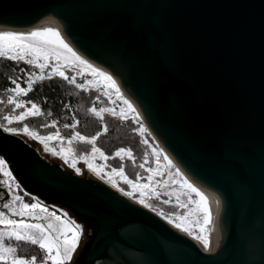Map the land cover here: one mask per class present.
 I'll list each match as a JSON object with an SVG mask.
<instances>
[{"label":"water","instance_id":"1","mask_svg":"<svg viewBox=\"0 0 264 264\" xmlns=\"http://www.w3.org/2000/svg\"><path fill=\"white\" fill-rule=\"evenodd\" d=\"M0 25L51 27L108 66L222 200L225 238L206 252L91 170L67 172L0 128L22 190L87 223L73 264H264V0H0Z\"/></svg>","mask_w":264,"mask_h":264},{"label":"snow or ice","instance_id":"2","mask_svg":"<svg viewBox=\"0 0 264 264\" xmlns=\"http://www.w3.org/2000/svg\"><path fill=\"white\" fill-rule=\"evenodd\" d=\"M55 58L56 63L50 67V58ZM0 57L14 60L23 61L33 68L39 69V72H27V79L24 81L27 87L22 88L17 79H13L12 83L16 85L15 88L9 89L10 92L15 93V96H10L7 100L8 104L13 105L12 112L4 115L3 120L7 125H12L14 122L22 123L29 117L43 116L45 113L41 110V107L32 100L23 101L17 100L16 97L21 95L26 96L28 92L33 90L35 83L43 81L45 79H52L54 76H59L69 84H74L76 88L83 91H88L85 83H77V76L84 78L83 69H88L93 76L103 77L105 81L109 82L111 87H115L112 77L106 75L104 72L97 70L91 64L87 63L80 56L72 50L71 47L60 37L58 30L51 27L44 29L32 30L27 33H14V32H0ZM49 71H45L49 69ZM66 69H75V75L71 77L66 74ZM23 71V70H21ZM88 85L93 84L92 80L87 81ZM118 91V89H117ZM99 100V97H97ZM3 102V101H0ZM113 103H115L113 101ZM124 104L128 105L131 110V105L127 100H124ZM30 105V107H29ZM16 109H23L16 113ZM97 118L101 121L104 119V113L108 112L112 115H117L116 111L112 108L101 107L97 109L95 106L89 109ZM52 113L48 112L47 116H51ZM120 117H124V110L121 109L119 113ZM57 121L53 120L50 124H44L43 127H53L57 125ZM79 121L69 125L65 124L64 128L71 127L75 129ZM0 128L6 132L13 134L29 135L32 139H37L40 143L44 144L46 151H51L53 155L62 154L58 152L55 147H50L49 142L54 139L63 141L59 129L54 133L47 136H41L37 131L30 130L27 124H22V127H6L5 124L0 123ZM107 126H104V132H107ZM140 134L143 135L146 129L141 127L139 129ZM100 134L92 136L91 138L83 136L80 132H74V134L68 139L67 143L72 145L73 141H80L92 145L91 153H99L100 157L107 160L108 157L97 147H95L96 140ZM146 143V141H145ZM69 153L72 152L71 147L68 149ZM132 159L135 163L133 153L131 149L120 148L116 153V157H120L122 160L124 156ZM157 159L160 158L161 153H155ZM64 159H68L67 156H63ZM167 162L164 165L168 174V180L163 181V187L167 189L171 186L170 182L180 184L181 191L175 192L176 206L180 209H185V212H171L165 213L163 210L159 211V215L168 219L169 223H173L175 227L181 229L192 235L195 239H198L203 243L205 249L210 247L209 240V225L212 223V214L209 207L207 197L195 188L191 183L184 179L179 170L173 171V165L167 156L163 157ZM87 162V156L81 157ZM72 167H75V157L73 156ZM89 168H93L92 163H88ZM140 168H144V164L139 165ZM159 164L157 169L149 168L147 171L153 173L148 177L149 183L140 184L137 180L129 179L124 173V169L121 166L119 169L112 168L111 174L120 176L123 182L131 187L130 192H125L124 189H120L127 196H133L136 192L140 193L141 199L139 202L145 207L155 211L156 205L146 202L145 190L151 192L156 200H160V193L157 188L161 187L159 181L156 182V187L151 186L153 177L156 175L163 176L164 172L159 171ZM96 170V169H93ZM77 173L80 169H76ZM98 174H100L98 172ZM0 186L5 187L8 193H11L10 199L3 204V208L8 209L13 216L18 217H30L38 220H45V223L29 224L24 219H13L7 212L0 211V225H4L9 228L7 233L0 232V261H4L5 264H37V256L25 257L18 253V248L9 244L8 241H24L37 245L43 252V256L40 258L39 264H67L71 261L73 253L75 252L78 243L79 236L83 231L82 225L77 224L75 220L68 217L66 212L61 215H57L56 211H50L47 206H44L38 198H34L36 202H24V196L18 194V190L21 189L20 183L16 181L13 171L9 168L8 161L4 156L0 155ZM103 178V177H102ZM115 186V181H113ZM164 196L170 197L172 193L167 190L164 191ZM5 193L0 192V199H3ZM28 195H31L28 193ZM184 199H181V197ZM164 204H171V199H164ZM219 203V201H217ZM63 217V218H62Z\"/></svg>","mask_w":264,"mask_h":264},{"label":"rangeland","instance_id":"3","mask_svg":"<svg viewBox=\"0 0 264 264\" xmlns=\"http://www.w3.org/2000/svg\"><path fill=\"white\" fill-rule=\"evenodd\" d=\"M51 58H54V56L51 57ZM14 62L20 63L22 61H20V62L19 61H14ZM20 64H22V63H20ZM68 85H70V84H68ZM78 90H81V89H78ZM85 93L89 94L91 92H85ZM116 96H117L116 92L113 91L110 87H108V86L107 87H103L100 91L95 92V96H94V98L92 100V105L89 107V109L92 108L93 106H95L97 109H99L101 107H105V108H112V109H114L116 111L122 106V103H123L122 101L120 102L118 100L119 97H116ZM97 97H99V100H97ZM113 101L115 103H113ZM88 112L95 119L99 120V122L101 124V129L98 132L100 135L98 136V138L101 135H104L106 133L103 130H104V126L106 125L105 124V118L107 116L113 117L116 120L120 121L121 123H126V124H128L131 127V132H133L140 139L141 144L144 147L147 148V152L149 154L148 156L150 157V160L152 159V165L151 166H148V165L144 164L145 167L144 168H140L141 171L144 172V174H141L140 173L141 171H140V172H137L135 178H132L131 175L128 173L127 169H126V166L129 163H132L133 168H136V166L140 165V164L137 165L135 154H134L132 149L131 150H132V153H133V157L135 159V163L133 162L132 159H129L128 157L124 156L123 153L121 154L122 156H124L123 160L120 157H116L115 153L118 150L116 152H114L112 155H108L104 151L105 152V156L108 157V159L105 160L103 158L97 157L96 154H92L91 153L92 145H90V144L83 143V142L76 143L75 141H73L72 145H69L67 142H63V141H61L59 139H54V140L49 142V146L50 147H55L57 149V151L58 152H62V154L53 155L51 151H46L45 147H44V144L40 143L37 139H32L29 135H24V134H20V135H22V137L25 138L26 141H28L30 144L36 146L38 151L40 152V154L46 160H48L51 164L61 166L67 172H70V173H72V174H74L76 176H83L84 175L83 171L88 166V163H92L93 169H96V170H94L95 173L98 174V172H99L100 175L103 176L106 181H109V182L115 181V183H117V186L119 188L124 189L125 191L130 192L132 189H131V187L129 185H127L123 181H121V177L120 176L116 175L115 178L111 179V176H113V174H111V169L112 168L119 169L122 166L123 169H124V172L126 173V175H127V177L129 179L137 180L138 182H143L145 184L149 183L148 177L152 176L153 173H150L149 171H147V169L152 168V169L155 170V169H157V165H158V164H156L157 157H156L155 153L156 152H160L161 154H163V153L165 154V155H163V157L167 156L166 153L164 152L163 148L161 147V145L155 140L153 134H151V132L148 131L151 134V137L148 134H146L145 132H144L143 135L139 136V133H140L139 129L141 127H143L145 129V127L141 123L138 124V121H135L136 123L133 120L123 121L122 122L115 115H112L111 113H108V112H106V114L104 115V119L101 121L99 118L94 116V114L91 113L89 110H88ZM63 126H64V123L61 124L60 128L63 129L64 128ZM78 127H76L75 130L80 132ZM63 130H64V133H66V131H67L66 128L63 129ZM50 131H52V130L50 129ZM49 132H47V134ZM80 134L83 135V136H87V135H84L82 132H80ZM98 138H97V140H98ZM97 140H96L95 147H97L99 149H103L100 146V144L98 143ZM145 141H146V143H145ZM155 143L158 146H156ZM69 147H71V149H72L71 153H69V151H68ZM125 149H130V148H125ZM63 156H67L68 159L67 160L64 159ZM73 156L75 157V167H72ZM84 156H87V162L85 161V159H81V157H84ZM163 160H164V163L159 165L160 166L159 171L164 172V175L163 176H159V175L154 176L153 177V181L151 182V186L152 187H156V182L157 181H159L161 183V187L157 188V191L160 193V200H156L155 198H153L150 201H148V203L156 205V210L155 211H153L151 209L150 210L155 212L156 214H158L160 210H163L165 213H171V212H185L186 213L185 209H180L178 206H176L175 192L176 191H181L180 184L175 183V182H170L171 186L168 187L167 189H165L162 186L163 185V181L164 180H168V174H167V171L164 168V165H166L168 161L165 162L164 158H163ZM168 160H170L172 162V165H173V169L172 170L173 171L177 170L178 168L174 165V163H173V161L171 160L170 157H168ZM77 168L80 169L79 173H77V171H76ZM180 174H181V176L184 179H186L181 172H180ZM21 190H22V188L20 190H18V194H20V195H22L21 192L25 193L23 190L22 191ZM165 190H167L168 192L172 193V195L170 197L164 196L163 193H164ZM146 192H149V191L145 190V193ZM149 193H151V192H149ZM25 194H27V193H25ZM22 196H24V195H22ZM32 197H34V196H32ZM132 197L136 201H139L141 199V196H140L139 192H136ZM34 198H36V197H34ZM164 199H171V204L162 203V201ZM181 199H184V197L182 196ZM24 202H26L25 198H24ZM34 202H36V200L32 199V203H34ZM42 204H45V203L42 202ZM51 207L54 208L57 211L56 212L57 215H61L62 216V213L66 212L68 214V217H70L71 219L75 220L77 224L82 225L83 231H82V233L79 236L78 246H77L75 252L73 253L71 261L67 262V264H73L75 259H76V257L81 252V250L83 249L85 243L87 242V240L89 238L88 237L89 236L88 235L89 231L87 230L86 224L83 223L82 221H80L78 219V217L75 216L69 210H67L65 208H62L60 206H56V205H51ZM159 216H161V215H159ZM11 218L17 219V220L24 219L29 224H35V223H45V224H47V221H45V220L33 219V218H30V217L12 216ZM162 218L169 223L168 219H166L164 217H162ZM169 224L174 226L173 223H169ZM8 231H10L9 228L5 227L4 225H0V232L7 233ZM183 232L185 234L190 235L189 233H187L185 231H183ZM8 243L12 244L13 246H16L18 248V253L19 254H23L24 252H27L30 249V247H32V246H37V245H32L31 243L24 242V241H19V242L8 241ZM32 255H36L37 256V264H39L40 258L43 256L42 250L38 247V249L36 251H33ZM2 263H5V262L4 261H0V264H2ZM48 264H51V262L49 261Z\"/></svg>","mask_w":264,"mask_h":264},{"label":"trees","instance_id":"4","mask_svg":"<svg viewBox=\"0 0 264 264\" xmlns=\"http://www.w3.org/2000/svg\"><path fill=\"white\" fill-rule=\"evenodd\" d=\"M21 65L22 64L6 58H0V95H2V91L9 84V79L16 77V70L20 68ZM94 96L95 92L87 94L84 91L68 85L65 81L59 78L40 81L36 84L31 97L43 103L45 115L40 119H31L26 124L29 128L36 130L38 133L46 134L50 131V128L43 127V125L46 123L48 124L49 120L57 119L60 124L71 121L72 116L70 111L65 107L68 103L72 107L75 116L79 119V131L89 137L96 136L101 129V124L99 120L95 119L88 112ZM0 108V119L3 115L11 113L13 109L11 105L4 102L1 103ZM18 112L19 111L16 110V113ZM48 112H51L52 115L47 116ZM105 124L108 131L104 135H101L97 141L108 155H112L120 148H130L135 154L137 165H152V159L150 160V157L148 156L147 148L144 147L141 144L140 139L131 132V127L128 124L121 123L110 116L105 118ZM20 127H22V125L16 126V128ZM17 135L22 136L20 134ZM126 169L132 178H135L137 172L141 171L139 166L133 168L132 163H129L126 166ZM140 173L144 174L142 171ZM21 194L24 195L26 202H32V199H34V197L23 192H21ZM43 205L47 206L50 211H56L49 205ZM37 249L38 246H32L27 252L20 255L31 257L33 251H36Z\"/></svg>","mask_w":264,"mask_h":264},{"label":"bare ground","instance_id":"5","mask_svg":"<svg viewBox=\"0 0 264 264\" xmlns=\"http://www.w3.org/2000/svg\"><path fill=\"white\" fill-rule=\"evenodd\" d=\"M32 30H37V29L29 28V27L19 28V27L7 26V25H0V32L27 33V32H30ZM60 37L83 60H85L87 63L91 64L97 70L102 71L106 75L112 77V81L114 82L115 87H111L109 85V82L105 81L103 77L95 76V79L97 81L103 82L106 86L110 87L113 91L115 90L122 100H127L129 102V104L131 105V110L129 109L128 105H126L125 106L126 108L123 109L124 110V116L132 115L133 117L139 118L144 123V125L147 127L148 131L151 132V134H153L155 140L161 145V147L163 148L166 155L171 158L174 165L179 169V171L183 174V176L186 178V180L207 197L208 202H209L210 211L212 214V223H211V225L208 226L209 227V233H210L209 234L210 247L208 249H205L203 243L200 242L198 239H195L192 235L185 234L181 229H179L173 225H171V226L174 227L179 232L183 233L184 235L190 237L204 251L211 252V251L216 250L222 244V242L224 241V238H225V228H224V225L222 222V208L223 207H222V200H221L220 196L217 193H215L213 190L209 189L208 187L204 186L203 184H201L200 182L195 180L187 172V170L178 162V160L174 157V155L166 148V146L164 145L163 141L161 140V138L159 137L157 132L150 126L149 122L147 121L146 113H145V110H144L142 104L133 95H131L129 93V91L124 86L122 79L120 78L119 75H116L108 66L101 64V63L87 57L66 36L60 35ZM117 89H118V91H117ZM165 162H167V161H165ZM107 183L110 186H112V188H114L115 190L120 191V189L116 185L114 186L112 183H109V182H107ZM120 192H122V191H120ZM125 196L130 198L134 202H136L139 206L147 208L143 204H141L139 201L134 200V198L129 197L127 195H125ZM217 201H219V203H217Z\"/></svg>","mask_w":264,"mask_h":264},{"label":"built area","instance_id":"6","mask_svg":"<svg viewBox=\"0 0 264 264\" xmlns=\"http://www.w3.org/2000/svg\"><path fill=\"white\" fill-rule=\"evenodd\" d=\"M0 58H3V57H0ZM12 61V60H11ZM13 62H14V60H13ZM20 62V61H19ZM20 63H22V65H21V67L20 68H18L17 70H16V73H17V75H16V77H12V78H10L9 79V84L7 85V87L2 91V95H0V101H3L4 103H6V104H8L7 103V100H8V98L10 97V96H15V93H12V92H10L9 91V89H12V88H15L16 87V85H14L13 83H12V80L13 79H17L18 80V83H20V86L22 87V88H26L27 87V85H26V83H24V81L27 79V76H26V73L27 72H39V69H36V68H33V66H31V65H28L27 63H25V62H20ZM50 67L53 65V64H55L56 63V61H55V58H50ZM21 70H23V71H21ZM50 70V68L49 69H46L45 71L47 72V71H49ZM66 71V74L67 75H69L70 77L72 76V75H75V73H76V70L75 69H66L65 70ZM83 71H84V78L82 79L80 76H77V83H85V86H86V88H88L89 90L88 91H85V92H97V91H100L103 87H107L103 82H101V81H97L96 79H95V76H93L91 73H90V71L88 70V69H83ZM53 78H59V79H62L61 77H59V76H54ZM82 79V80H81ZM63 80V79H62ZM88 80H92L93 81V84H91V85H88L87 84V81ZM65 81V80H64ZM65 82H67V81H65ZM38 83V82H37ZM37 83H35L34 84V86H33V90L32 91H30V92H28V94L26 95V96H24V95H21V96H19V97H16V99L17 100H23V101H28V100H32L33 102H35V103H37L40 107H41V110L44 112V106H43V103L41 102V101H38V100H35V99H33L31 96H32V93H33V91L35 90V86H36V84ZM68 83V82H67ZM69 84V83H68ZM71 86H73V87H75V85L74 84H70ZM76 88V87H75ZM76 89H78V88H76ZM83 91V90H82ZM115 91V90H114ZM116 92V91H115ZM116 97H119V95H118V93L116 92ZM118 100L121 102H123L122 103V106L118 109V110H116V113H117V115H115L119 120H121L122 122L123 121H129V120H133L134 122L135 121H138V124L139 123H141L144 127H145V129H146V131H145V133L146 134H148L150 137H151V134L148 132V129H147V127L144 125V123L139 119V118H136V117H133L132 115H126V116H124L123 118H121L120 117V115H119V113H120V111H121V109H124V108H126L125 106H126V104H124V100H122L120 97L118 98ZM3 102H0V107H1V103H3ZM8 105H11V104H8ZM12 107H13V105H11ZM29 107H30V105H29ZM66 108H68L69 109V111H70V114H71V116H72V119H71V121H69V122H66V123H64V125L65 124H69V125H71V124H73V123H75L76 121H79V119L77 118V116H75V113H74V111H73V109H72V107L67 103L66 104V106H65ZM0 110H1V108H0ZM16 110H18L19 112L20 111H23V109H16ZM106 114V112L103 114V115H105ZM5 115H7V114H5ZM44 116V115H43ZM43 116H38V117H29L28 119H26V120H24L22 123H20V122H14L12 125H7V123L3 120V117H4V115L2 116V118L0 119V123H3V124H5V126L6 127H16V126H18V125H22V124H26L29 120H31V119H40V118H42ZM95 116V115H94ZM53 120H55V121H57L58 123H57V125H56V127L55 128H53V127H49L52 131H50L48 134L46 133V134H43V133H41L40 135L41 136H47V135H49V134H51V133H54L57 129H59V131H60V133H61V137H63V142H67L68 141V139L74 134V132H77L75 129H72L71 127H69V128H66V133H64V130L63 129H65V128H63V129H61L60 127H61V124H60V122L57 120V119H51V120H49V122H48V124H50L51 123V121H53ZM136 123V122H135ZM79 126V123L77 124V127ZM30 130H33V129H31V128H29ZM104 131V130H103ZM139 136H141V134L139 133ZM86 137H89V136H86ZM89 138H91V137H89ZM39 141V140H38ZM40 142V141H39ZM76 143H78V142H80V141H78V140H76L75 141ZM155 145L156 146H158L156 143H155ZM103 153H104V155H105V152H104V150L103 149H100ZM96 155H97V157H100V155H99V153H96ZM163 155L164 154H161V156H160V158L159 159H156L157 161H156V164H163L164 163V160H163ZM101 158V157H100ZM166 161V160H165ZM85 169H88V170H91L95 175H97L98 177H100L101 179H103L104 181H106L105 180V178L103 177V176H101L100 174H97V173H95L94 172V170H93V168H89L88 166L85 168ZM125 173V172H124ZM125 175H126V173H125ZM103 177V178H102ZM116 177V175H113V176H111V179H113V178H115ZM121 181H123V179L121 178ZM106 182H109V181H106ZM109 183H112L113 184V182H109ZM140 184H145V183H143V182H139ZM115 185L117 186V183H115ZM118 187V186H117ZM119 188V187H118ZM119 189H121V188H119ZM125 191V190H124ZM125 192H128V191H125ZM129 197H132V196H129ZM133 198V197H132ZM145 200H146V202H148V201H150L151 199H153L154 198V195L152 194V193H149V192H146L145 193Z\"/></svg>","mask_w":264,"mask_h":264},{"label":"flooded vegetation","instance_id":"7","mask_svg":"<svg viewBox=\"0 0 264 264\" xmlns=\"http://www.w3.org/2000/svg\"><path fill=\"white\" fill-rule=\"evenodd\" d=\"M0 178H2V177H0ZM0 192L5 193L3 199H0V211H5L8 213V215L10 217H12L13 216L12 213L8 209L3 208V204L10 199L11 193H8V190L3 186H0ZM86 225H87V223H86Z\"/></svg>","mask_w":264,"mask_h":264}]
</instances>
